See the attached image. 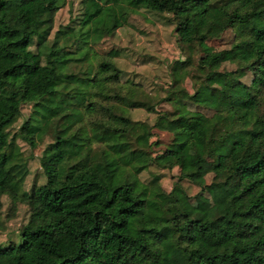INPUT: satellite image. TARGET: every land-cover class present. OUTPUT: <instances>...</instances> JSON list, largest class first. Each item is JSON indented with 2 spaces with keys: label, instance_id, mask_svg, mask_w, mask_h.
I'll use <instances>...</instances> for the list:
<instances>
[{
  "label": "trees",
  "instance_id": "16d2710c",
  "mask_svg": "<svg viewBox=\"0 0 264 264\" xmlns=\"http://www.w3.org/2000/svg\"><path fill=\"white\" fill-rule=\"evenodd\" d=\"M66 5L72 16L55 26ZM140 11L173 25L182 58L168 63L169 87L186 69L235 61L208 73L223 83L207 88L206 122L170 88L155 94L125 72L127 48H96ZM210 44L220 48L205 54ZM71 108L81 119L44 145V181L24 190L33 153L17 140L32 152L44 122ZM223 130L232 143L213 163L208 144ZM174 168L180 185L202 187L206 168L234 183L211 216L192 217L162 185ZM3 195L9 215L22 200L30 221L0 246V264H264V0H0V207Z\"/></svg>",
  "mask_w": 264,
  "mask_h": 264
},
{
  "label": "rangeland",
  "instance_id": "374dc122",
  "mask_svg": "<svg viewBox=\"0 0 264 264\" xmlns=\"http://www.w3.org/2000/svg\"><path fill=\"white\" fill-rule=\"evenodd\" d=\"M70 6L66 5L60 9L55 16V26L62 23L66 24L72 13L69 11ZM75 9V7H72ZM75 13V11H74ZM73 13V14H74ZM130 26L120 29L118 35L111 38H105L96 47L99 51H107L110 48L125 47L123 56L118 59L119 65L131 77L141 80L149 89L155 90L153 93L164 91L170 88L176 92L181 104L190 107L197 115L201 116L202 122H206L213 114V109L209 100L208 87L221 86L223 81L217 75L208 76V73L216 71H228L234 68L235 61L230 55H227L220 62L212 65L207 72L200 71L196 68L186 69L181 73V83L175 87H169L170 78L167 73V66L175 58H182L179 53L177 37L173 30V25L165 23L160 16L140 11L133 13L129 18ZM220 48L217 44H210L204 53H211ZM236 78L249 82L250 76L247 74H238ZM164 109H169L167 103L161 105ZM30 106L23 107V118L19 119L13 131L19 130V127L28 117ZM138 116H143V112H138ZM82 114L80 110L71 108L68 115L57 117L44 122L42 131L44 136L39 146L32 152L24 138H19L17 144L25 156L33 153V158L28 159L29 173L23 181V189L29 190L34 180L37 184L44 181L37 157L45 144L54 141L59 135L65 133L79 119ZM153 140H160L166 143L170 139V134L157 129L153 130ZM222 131L221 140L209 141L208 151L209 159L215 162L217 153L229 150L232 143ZM218 134V133H217ZM216 134V136H217ZM157 150V149H155ZM191 153H188L190 159ZM139 162L144 161L139 159ZM209 168L205 169L203 177V186L199 187L188 181H182L181 185L177 184L178 168L171 171H163L164 178L162 185L166 190L173 189L178 195L182 209L192 217L211 216L213 206L217 200L222 199L231 189L234 181L228 182L225 175L216 174ZM181 186L186 195L181 191ZM2 206L0 207V246L4 247L10 243H19L22 226L29 224L27 206L22 201H16L14 214L9 215L11 201L6 196H2ZM33 225V223H32Z\"/></svg>",
  "mask_w": 264,
  "mask_h": 264
}]
</instances>
